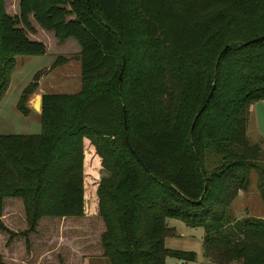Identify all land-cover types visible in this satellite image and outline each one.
<instances>
[{"label":"trees","instance_id":"obj_1","mask_svg":"<svg viewBox=\"0 0 264 264\" xmlns=\"http://www.w3.org/2000/svg\"><path fill=\"white\" fill-rule=\"evenodd\" d=\"M30 17L77 43L79 90L40 95L38 133L0 134V199L20 198L27 223L0 231L80 216L84 195L107 264L192 261L163 246L166 218L202 228L207 264H264V219L227 214L249 170L262 190L245 116L264 104V38L244 43L264 36V0H17L14 15L0 0V98L14 56L45 51ZM39 75L16 100L23 115ZM83 168L100 170L86 191Z\"/></svg>","mask_w":264,"mask_h":264},{"label":"rangeland","instance_id":"obj_2","mask_svg":"<svg viewBox=\"0 0 264 264\" xmlns=\"http://www.w3.org/2000/svg\"><path fill=\"white\" fill-rule=\"evenodd\" d=\"M2 1L6 13L14 14L16 12L17 0ZM48 37L47 35L44 39L48 45L47 54L14 56L15 64L10 73V88L7 90L4 106L0 107V134H35L39 132V117L35 114L36 112L32 109L23 115L13 103L33 73L37 70H40L39 73H41L45 65H50L51 69L56 67L57 72L63 70L66 75L63 83H58L54 88L48 89L46 93L70 94L79 90V68H75L73 62H69L75 59L76 53L69 52L67 56L53 53L57 48L55 49V46L49 43ZM67 45L70 49L71 45ZM75 45L77 46L76 43ZM59 53L62 52L59 51ZM57 58L64 60L62 62L57 60L53 63ZM62 64L65 65L63 69ZM41 85L47 86L44 81L41 82ZM245 136L249 144L258 146V159L264 163V104L261 100L249 102L246 106ZM83 171L87 170L83 168ZM88 171L90 172L83 173V190L85 191L89 190V185H92L94 174L97 179L100 173V170L95 168H90ZM261 184L262 190L258 187L257 173L254 170H249L246 189L240 191V194L235 196L230 203L242 213L245 210H249L252 214L264 212V178H262ZM0 223L13 233L26 230L27 223L20 198L3 196L0 199ZM165 224L172 228L173 232L172 235L163 238V246L173 250L190 251L194 254V258L192 261H178L170 256H165L163 264H207L202 254L203 230L201 227H189L174 218H166ZM102 231L103 224L96 214V209L93 208V199H87L83 195L80 216L39 218L34 225L33 232L27 233L28 242L25 245L22 237H11L12 239L8 242L10 247V250L7 251L8 255L3 253L8 234L0 231V258L6 264L8 262L11 264H34L38 259L37 264H85L84 260L88 264H107L99 244V235ZM8 257L12 261L10 259L7 260L8 262L5 261Z\"/></svg>","mask_w":264,"mask_h":264},{"label":"crops","instance_id":"obj_3","mask_svg":"<svg viewBox=\"0 0 264 264\" xmlns=\"http://www.w3.org/2000/svg\"><path fill=\"white\" fill-rule=\"evenodd\" d=\"M17 13V8H16V12L14 13V14H16ZM14 14H10V15H14ZM29 20H30V24H31V26H32V28H33V32H26V37L28 38V39H30V40H35V41H40V42H42L43 44H44V47H45V51H44V53L43 54H47V51H48V45H47V42H46V40H44V39H46V36L48 35L49 37H48V40H49V43H52L54 46H55V49L57 48V50L55 51V52H53V53H58L59 55H61V56H63V55H68L69 54V52H73V53H77L78 52V50H79V47H77L76 45H75V41H72L71 40V38H68V39H66V40H64L63 42H61V43H58V42H56L55 41V39L53 38L52 39V33L51 32H49V31H45V30H43V29H41V28H39L35 23H34V21L32 20V18L30 17L29 18ZM52 36V37H51ZM75 42V43H74ZM67 44H69V45H71V48L69 49V47H67L68 45ZM77 44V43H76ZM59 46H62V48H59L58 49V47ZM59 51H61L62 53H59ZM63 52H65V53H63ZM42 54V55H43ZM40 56V55H39ZM69 62H73V65L75 66V68H79V65H78V61L76 60V59H72L71 61H69ZM68 63V62H67ZM14 64H15V61H14ZM65 65H66V63H65ZM64 64H62V69L64 68V66H65ZM78 66V67H77ZM50 67V65H45L44 66V69L42 70V72L40 73V75H39V77H38V79L36 80V87H35V89L33 90V92L28 96V98H27V104L25 105L26 106V108H27V111L29 112V110H32L33 108H32V103H33V101L36 99V98H38L39 99V97H40V95L41 94H43V93H46V91L48 90V89H51L52 87L54 88L58 83H63V79L66 77V75L63 73V70H60L59 72H57V69H56V67L55 68H53V69H51V68H49ZM58 67V66H57ZM37 71H40V70H37ZM36 72V71H35ZM34 72V73H35ZM11 73V72H10ZM33 73V74H34ZM79 74V73H78ZM31 78H32V76H31ZM10 75H9V81H8V84H7V89H5L6 91H4V93H3V95H2V97L0 98V107H3L4 106V103H5V96H6V94H7V90H8V88H10ZM29 81H31V79L29 80ZM28 81V82H29ZM44 81V83L47 85V86H42L41 85V82H43ZM27 82V83H28ZM26 83V84H27ZM25 84V85H26ZM19 96V95H18ZM18 98V97H17ZM17 98L15 99V101H14V103H13V105L15 106V103H16V100H17ZM34 110V109H33ZM36 113L35 114H37L38 115V111L39 110H34ZM27 112V113H28ZM238 194H240V191H238L237 192V194H236V196L238 195ZM232 201V200H231ZM227 214H229V216L232 218V219H239V218H242V217H246V216H251V217H255V218H260V219H264V212H261V213H254V214H252V213H250L249 212V210H245L244 211V213H242V211H240V210H238V209H235V206L232 204V203H229V205L227 206ZM13 238V237H12ZM12 238H7L6 239V243L7 244H5V246L3 247V249H4V252L3 253H7V255H8V253L9 252H7L8 250H10V247H9V244H8V242H10V240L12 239ZM23 238V237H22ZM23 242H24V245H25V243L26 242H28V239H27V237L26 238H23ZM11 260V258H6V260L5 261H7V260ZM38 259V258H37ZM14 260H16V258H14ZM39 260V259H38ZM38 260H37V262L36 263H34V264H37L38 263ZM12 261V260H11ZM85 261V264H88L87 263V261L86 260H84ZM207 261V260H206ZM8 262V261H7ZM8 264H11V263H9L8 262ZM15 264H17V263H15ZM224 264H240L238 261H231V262H228V263H224Z\"/></svg>","mask_w":264,"mask_h":264},{"label":"water","instance_id":"obj_4","mask_svg":"<svg viewBox=\"0 0 264 264\" xmlns=\"http://www.w3.org/2000/svg\"><path fill=\"white\" fill-rule=\"evenodd\" d=\"M262 38H264V36H257V37H255V38L249 40V41H246L244 44H246V43H248V42H250V41L259 40V39H262ZM209 94H210V92H209ZM32 108H33L34 110H36V111L39 110V99H38V98H36V99L33 101V103H32ZM196 202H197V201H196Z\"/></svg>","mask_w":264,"mask_h":264}]
</instances>
